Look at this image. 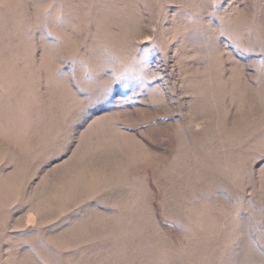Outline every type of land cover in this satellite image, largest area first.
Here are the masks:
<instances>
[{
  "label": "rangeland",
  "instance_id": "rangeland-1",
  "mask_svg": "<svg viewBox=\"0 0 264 264\" xmlns=\"http://www.w3.org/2000/svg\"><path fill=\"white\" fill-rule=\"evenodd\" d=\"M0 264H264V0H0Z\"/></svg>",
  "mask_w": 264,
  "mask_h": 264
},
{
  "label": "bare ground",
  "instance_id": "bare-ground-1",
  "mask_svg": "<svg viewBox=\"0 0 264 264\" xmlns=\"http://www.w3.org/2000/svg\"><path fill=\"white\" fill-rule=\"evenodd\" d=\"M96 183H97L96 179L87 180V184L89 185V187H91V186L93 187Z\"/></svg>",
  "mask_w": 264,
  "mask_h": 264
}]
</instances>
